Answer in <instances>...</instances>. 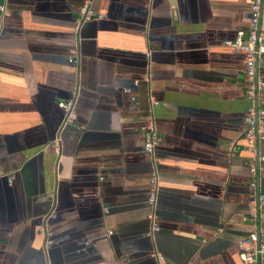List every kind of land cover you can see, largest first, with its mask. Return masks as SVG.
Masks as SVG:
<instances>
[{"label": "crops", "instance_id": "0c3cea01", "mask_svg": "<svg viewBox=\"0 0 264 264\" xmlns=\"http://www.w3.org/2000/svg\"><path fill=\"white\" fill-rule=\"evenodd\" d=\"M83 1L0 0V264H242L236 242L253 213L244 63L222 42L246 27L250 0H91L105 17L77 27ZM68 99L76 118L59 131L56 102Z\"/></svg>", "mask_w": 264, "mask_h": 264}, {"label": "built area", "instance_id": "2783aa9c", "mask_svg": "<svg viewBox=\"0 0 264 264\" xmlns=\"http://www.w3.org/2000/svg\"><path fill=\"white\" fill-rule=\"evenodd\" d=\"M1 15H6V9L0 5ZM249 20L245 28L235 30L232 39H226L222 42L224 46H228L238 51L243 56V87L244 99L247 106L244 111V131L242 139L247 150H251L252 155L246 161L248 171V186L251 190L250 204L253 213L250 216V231L237 240V256L242 264H260L264 262V154H257L256 148L260 143H264V0L249 1ZM105 14L95 12L91 8V0H85L77 11L76 26L92 19H102ZM76 45L71 49V55L67 57L68 63L75 62ZM137 82H133L135 86ZM124 93H129L130 89L122 88ZM130 99L134 100V95H130ZM149 115L145 125L141 129L142 151L149 160H155L154 150L160 142L159 136L154 122L152 108L157 101L148 96ZM56 106L62 111V119L59 124V131L74 123L76 114L74 110V99L59 100ZM58 137L53 143V150L58 152ZM226 150L235 153L237 147L233 142H229ZM11 181V176L7 178ZM157 193V178L152 172L149 178V190L147 196V206L149 208L147 218L149 221V232H156L159 227L156 222V213L154 210L155 198ZM53 198L52 194H49ZM54 206H52L41 217V223L38 232L43 238V248L46 249L51 243V233L48 229V220L53 218ZM108 231L107 233H109ZM84 244H87L85 241ZM157 260L162 261V256L158 252H154Z\"/></svg>", "mask_w": 264, "mask_h": 264}]
</instances>
